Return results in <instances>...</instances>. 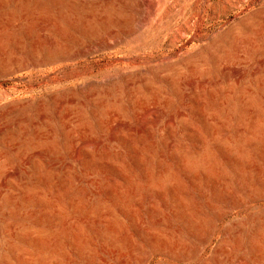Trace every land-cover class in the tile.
Segmentation results:
<instances>
[{"label":"rangeland","instance_id":"1","mask_svg":"<svg viewBox=\"0 0 264 264\" xmlns=\"http://www.w3.org/2000/svg\"><path fill=\"white\" fill-rule=\"evenodd\" d=\"M0 264H264V0H0Z\"/></svg>","mask_w":264,"mask_h":264},{"label":"water","instance_id":"2","mask_svg":"<svg viewBox=\"0 0 264 264\" xmlns=\"http://www.w3.org/2000/svg\"><path fill=\"white\" fill-rule=\"evenodd\" d=\"M7 82H9V79H3V80H0V84H1V83H7Z\"/></svg>","mask_w":264,"mask_h":264}]
</instances>
